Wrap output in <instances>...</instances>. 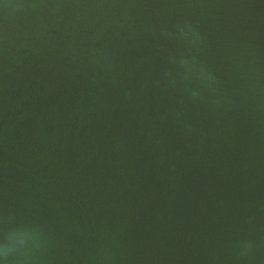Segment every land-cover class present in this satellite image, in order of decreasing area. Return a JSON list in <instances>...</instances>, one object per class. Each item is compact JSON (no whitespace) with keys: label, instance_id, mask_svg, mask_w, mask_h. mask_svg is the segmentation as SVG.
Returning <instances> with one entry per match:
<instances>
[{"label":"water","instance_id":"95a60500","mask_svg":"<svg viewBox=\"0 0 264 264\" xmlns=\"http://www.w3.org/2000/svg\"><path fill=\"white\" fill-rule=\"evenodd\" d=\"M0 264H264V0H0Z\"/></svg>","mask_w":264,"mask_h":264}]
</instances>
